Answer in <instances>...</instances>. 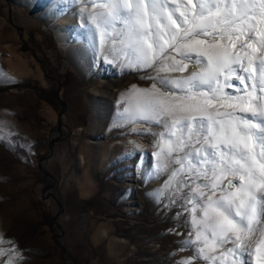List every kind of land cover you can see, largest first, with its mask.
I'll use <instances>...</instances> for the list:
<instances>
[{
  "label": "rangeland",
  "instance_id": "obj_1",
  "mask_svg": "<svg viewBox=\"0 0 264 264\" xmlns=\"http://www.w3.org/2000/svg\"><path fill=\"white\" fill-rule=\"evenodd\" d=\"M70 4L0 0V235L13 242L0 245V262L177 264L192 252L181 250L180 209L154 195L167 176L146 180L148 168L129 160L147 149L154 166L156 137L114 126L122 94L151 82L94 57L82 4L69 26L79 36L65 46L51 13Z\"/></svg>",
  "mask_w": 264,
  "mask_h": 264
},
{
  "label": "snow or ice",
  "instance_id": "obj_2",
  "mask_svg": "<svg viewBox=\"0 0 264 264\" xmlns=\"http://www.w3.org/2000/svg\"><path fill=\"white\" fill-rule=\"evenodd\" d=\"M67 2L94 57L151 82L114 126L156 137L144 177L188 229L177 264H264V0Z\"/></svg>",
  "mask_w": 264,
  "mask_h": 264
},
{
  "label": "bare ground",
  "instance_id": "obj_3",
  "mask_svg": "<svg viewBox=\"0 0 264 264\" xmlns=\"http://www.w3.org/2000/svg\"><path fill=\"white\" fill-rule=\"evenodd\" d=\"M73 4L64 6V7H57L54 11H52V17H54L57 20H61L62 26L58 28V36L62 40L63 44L66 46L69 44L70 41H74L75 39L78 38V33H73L70 29L71 21L74 20L75 15H74V10L73 9ZM143 124L138 123V125L135 128H142ZM138 138V137H137ZM148 142L152 141L154 142L155 138H150L146 139ZM144 143V141H143ZM153 146V145H152ZM149 150L147 149H140V150H134L130 152L129 157L131 164H136V162L141 163L143 167H146L148 169L153 167V164L150 159V155L148 154ZM142 157H143V162H142ZM130 170H127L126 173H130ZM129 180V179H128ZM128 189L133 188V184L130 182L127 183L126 188ZM77 189V188H76ZM108 233L106 231H103L101 234V240L108 239Z\"/></svg>",
  "mask_w": 264,
  "mask_h": 264
},
{
  "label": "water",
  "instance_id": "obj_4",
  "mask_svg": "<svg viewBox=\"0 0 264 264\" xmlns=\"http://www.w3.org/2000/svg\"><path fill=\"white\" fill-rule=\"evenodd\" d=\"M51 185H48L47 188H49Z\"/></svg>",
  "mask_w": 264,
  "mask_h": 264
}]
</instances>
